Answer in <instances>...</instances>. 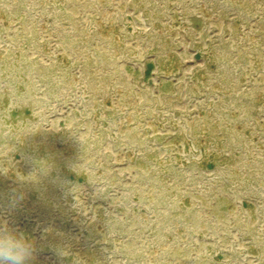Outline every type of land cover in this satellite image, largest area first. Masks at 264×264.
Returning <instances> with one entry per match:
<instances>
[{"label": "rangeland", "instance_id": "374dc122", "mask_svg": "<svg viewBox=\"0 0 264 264\" xmlns=\"http://www.w3.org/2000/svg\"><path fill=\"white\" fill-rule=\"evenodd\" d=\"M0 216L31 264H264V0H0Z\"/></svg>", "mask_w": 264, "mask_h": 264}, {"label": "clouds", "instance_id": "9594fccd", "mask_svg": "<svg viewBox=\"0 0 264 264\" xmlns=\"http://www.w3.org/2000/svg\"><path fill=\"white\" fill-rule=\"evenodd\" d=\"M22 200L23 193L13 190L8 205L14 207ZM35 251L34 240L0 216V264H31Z\"/></svg>", "mask_w": 264, "mask_h": 264}]
</instances>
